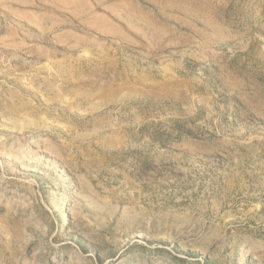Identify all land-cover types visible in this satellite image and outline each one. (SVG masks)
<instances>
[{
	"label": "rangeland",
	"instance_id": "374dc122",
	"mask_svg": "<svg viewBox=\"0 0 264 264\" xmlns=\"http://www.w3.org/2000/svg\"><path fill=\"white\" fill-rule=\"evenodd\" d=\"M0 264H264V0H0Z\"/></svg>",
	"mask_w": 264,
	"mask_h": 264
},
{
	"label": "bare ground",
	"instance_id": "6f19581e",
	"mask_svg": "<svg viewBox=\"0 0 264 264\" xmlns=\"http://www.w3.org/2000/svg\"><path fill=\"white\" fill-rule=\"evenodd\" d=\"M15 89H16V88H15ZM26 93L28 94V92H26ZM3 99H4V98H3ZM13 102H14V101H13ZM9 103H10V102H9ZM43 118H44V117H43ZM43 118H42V119H43ZM46 120H47V119H46ZM48 121H49V120H48ZM24 126H25V124H24ZM20 154L23 155L21 152H20ZM22 157H23V156H22Z\"/></svg>",
	"mask_w": 264,
	"mask_h": 264
}]
</instances>
